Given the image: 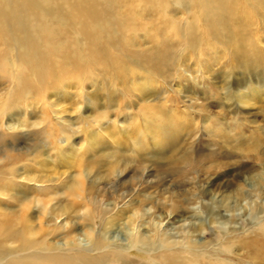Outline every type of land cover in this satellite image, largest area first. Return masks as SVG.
<instances>
[{"label": "rangeland", "instance_id": "rangeland-1", "mask_svg": "<svg viewBox=\"0 0 264 264\" xmlns=\"http://www.w3.org/2000/svg\"><path fill=\"white\" fill-rule=\"evenodd\" d=\"M173 6L169 4L168 16L178 21L179 27L187 28L192 16ZM160 15L165 19L164 14ZM259 23L256 20L255 24ZM245 34L242 50L246 55L253 54V58L242 64L244 67L232 64L228 51L215 40L210 42L215 52L204 49L207 40L196 49H191V40H187L180 44L186 48L181 60L169 68L164 79L146 80L130 74L118 79L98 68L93 80L85 81L81 88L72 82L49 90L45 100L57 111L53 114L48 108V118L57 123L56 127L66 128L56 141L41 144L32 135L46 125L42 122V104L27 100L12 107L2 126L13 136L2 144L7 149L15 146L11 155L20 167L13 179L18 186L11 194L0 196V207L10 213L18 211L12 200L19 197L17 192L28 199L39 198V192L53 197L48 184L54 185L56 180L28 183L23 180L25 176L48 173L49 178L61 175L59 180L74 177L71 161L86 151V169L92 170L87 181L93 184L95 180L92 193L97 206L107 204L117 209L123 205L131 209L125 219L111 224L110 232L99 224L95 225L96 232L113 234L117 239L135 234L126 221L131 212L138 210L144 215L139 217L143 225L136 231L159 226L174 235L184 230L191 234V242L210 245L221 242L223 234L234 228L232 239L251 233L253 227L264 222V31L261 26H249ZM138 35L133 38L135 47L149 51V40L144 34ZM178 38L169 42L177 43ZM138 125L142 127L140 133ZM121 134L127 137L116 143ZM108 168L114 170L112 175ZM55 171L57 176L53 175ZM113 186L115 190H110ZM143 198L150 199L140 203ZM177 199L182 201L175 215L178 219H161L160 215L168 214L169 204ZM28 211L36 216L39 210L36 207ZM209 211L215 222L209 221ZM200 216L205 218L203 233L197 224L192 226ZM69 220L61 218L56 224L65 225ZM75 221L81 223L72 219L65 227ZM51 224L54 222L48 228ZM91 237L79 235L78 245L85 247ZM53 240L62 244L65 238L56 233ZM239 249L233 251L234 257L226 259L231 258L234 264H264V256L256 263ZM125 254L133 262L150 263L145 250L132 249Z\"/></svg>", "mask_w": 264, "mask_h": 264}, {"label": "bare ground", "instance_id": "bare-ground-1", "mask_svg": "<svg viewBox=\"0 0 264 264\" xmlns=\"http://www.w3.org/2000/svg\"><path fill=\"white\" fill-rule=\"evenodd\" d=\"M170 3L182 14L192 16L187 28L179 27L178 21L168 16ZM256 20L259 25L255 24ZM249 26H261L264 31V0H0V196L11 194L13 187L18 186L13 179L20 167L11 155L15 146L7 149L6 144H2L13 136L2 126L3 120L13 111L12 107L23 105L27 100L42 104V122L46 125L32 135L41 144L52 139L56 141L65 134L66 128L56 127L57 123L48 118V108L53 114L57 111L45 100L49 90L72 82L81 88L85 81L93 80L92 75L98 68L118 79L129 74L146 80L164 79L169 68L181 60V54L185 53L183 48L186 49L181 45L187 40H191V49L207 40L204 49L213 52L214 45L210 42L215 40L228 51L232 64L243 66L253 58V54L246 55L242 50ZM139 33L144 34L152 45L149 51L135 47L133 38ZM175 37H179L177 43L169 42ZM177 47L181 49L177 51ZM260 56L257 59L262 66ZM138 126L137 133H140L142 127ZM118 137L116 143L127 134ZM85 152L71 161L70 168L76 172L74 177L59 180V174V177L49 178L51 174L41 172L25 176L23 180L28 183L56 180L54 185L48 184L52 186L53 197L39 192V198L28 199L17 192L19 197L12 200L18 211L10 213L0 207V264H234L231 258L230 261L226 258L234 257L233 251L239 248L256 263L264 256V222L238 240L231 237L236 233L234 228L223 234L221 242L213 245L191 242V234L184 230L174 235L159 226L154 230L136 231L143 225L139 217L144 215L138 210L131 212L132 216L126 221L135 234L127 233L117 239L113 234L96 232L94 229L98 224L111 231V224L125 219L131 209L123 205L117 209L107 204L97 206L92 193L95 180L93 184L87 181L92 170L86 169ZM49 169L48 172H54ZM110 172L112 175L114 170ZM53 175L57 176V172ZM112 188L115 190L116 187L110 190ZM149 199L143 198L139 202ZM181 202L180 199L172 201L168 214L162 216V213L161 219L167 222L178 219L175 215ZM36 207L39 211L35 216L28 210ZM212 213L209 221L215 222ZM61 218L70 219L69 222L77 219L81 223L75 221L68 227L65 226L69 222L57 225L56 220ZM196 220L192 226L197 224L203 233L205 218L200 216ZM53 222L52 228H48ZM56 233L64 236L62 244L54 242ZM90 234V243L85 247L78 245L79 235ZM132 249L147 251L150 263L130 260L125 252Z\"/></svg>", "mask_w": 264, "mask_h": 264}]
</instances>
